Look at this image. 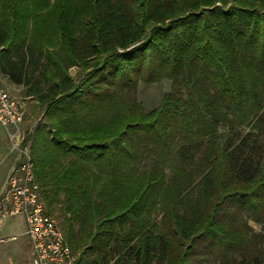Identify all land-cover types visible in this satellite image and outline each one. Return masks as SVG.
<instances>
[{
  "label": "trees",
  "instance_id": "16d2710c",
  "mask_svg": "<svg viewBox=\"0 0 264 264\" xmlns=\"http://www.w3.org/2000/svg\"><path fill=\"white\" fill-rule=\"evenodd\" d=\"M0 74L78 264H264V0H0Z\"/></svg>",
  "mask_w": 264,
  "mask_h": 264
},
{
  "label": "built area",
  "instance_id": "2783aa9c",
  "mask_svg": "<svg viewBox=\"0 0 264 264\" xmlns=\"http://www.w3.org/2000/svg\"><path fill=\"white\" fill-rule=\"evenodd\" d=\"M23 98L10 94L0 84V126L18 153L0 193V217H23L31 264H78L77 253L69 245L56 216L45 212L30 153L33 129L23 131L24 100L29 97ZM26 136L28 139L23 143ZM15 238L16 235H10L1 240Z\"/></svg>",
  "mask_w": 264,
  "mask_h": 264
},
{
  "label": "rangeland",
  "instance_id": "374dc122",
  "mask_svg": "<svg viewBox=\"0 0 264 264\" xmlns=\"http://www.w3.org/2000/svg\"><path fill=\"white\" fill-rule=\"evenodd\" d=\"M70 72L73 74L75 68H70ZM0 84L7 88L10 94L24 99L21 87L9 83L1 74ZM169 87L170 82L167 80L148 85L140 83L136 89V98L143 104V107L148 110L159 103L162 94L167 91ZM24 101L26 109L23 131L25 129H33L34 131L35 127L39 123H42L43 110H37L35 107L36 100L33 98L25 99ZM13 143L14 142H11L7 137L6 131L0 126V175L2 174V166H7V168L8 166L12 167L15 162L18 153L17 149L13 148ZM57 220L60 224V219L57 218ZM248 224L254 230L264 232V223L257 224L249 220ZM23 231L24 220L21 215L5 218L0 217V264H30V247ZM10 235H16V238L12 240H1ZM80 252L81 250L78 249L76 252L77 255Z\"/></svg>",
  "mask_w": 264,
  "mask_h": 264
},
{
  "label": "crops",
  "instance_id": "0c3cea01",
  "mask_svg": "<svg viewBox=\"0 0 264 264\" xmlns=\"http://www.w3.org/2000/svg\"><path fill=\"white\" fill-rule=\"evenodd\" d=\"M1 159V158H0ZM10 167L11 166H8V168H7V166H5V167H1V169H2V174L0 175L1 177H0V192H1V189H2V187H3V185H4V182H5V179H6V176H7V174H8V172H9V169H10ZM5 238V237H4ZM27 240V239H26ZM30 264H31V251H30Z\"/></svg>",
  "mask_w": 264,
  "mask_h": 264
}]
</instances>
